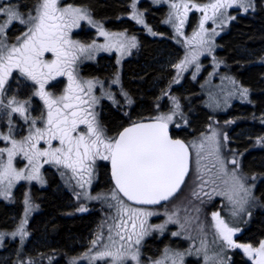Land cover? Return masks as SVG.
Returning a JSON list of instances; mask_svg holds the SVG:
<instances>
[{
  "label": "rangeland",
  "instance_id": "obj_1",
  "mask_svg": "<svg viewBox=\"0 0 264 264\" xmlns=\"http://www.w3.org/2000/svg\"><path fill=\"white\" fill-rule=\"evenodd\" d=\"M144 1L150 2L154 7H165L161 24L168 28L170 38L177 47V53L167 56L165 67L170 69L171 73L162 88H159L151 118L170 116L171 120L165 122L173 127L181 128L187 125L188 119L183 105L173 92V88L183 85L187 78L192 83H199L205 104L213 115L201 132L190 139L193 163L189 180H186L181 192L169 202L156 207H138L129 204L117 192H111L109 196H97L93 200L97 205H93L89 203V197L76 194V209L87 211L91 208L97 213V220L85 241L78 243L77 248L73 250L74 255H62L65 259L62 264H112V257H93L105 251V246L115 252L121 245L124 258L117 264H195L194 261H198L197 264H231L232 253L238 249L223 239L213 214L218 213L219 220L234 230L232 239L237 240L242 231L250 225L255 213L263 209L255 193L258 181L263 175L246 173L242 168L244 153L233 149L230 142L234 137L250 138L253 149H264V109L251 116H245L244 113L236 117L229 115V110L235 103L251 102V92L227 71V64L219 58L217 50L220 47L219 38L229 31L238 15L264 9V0H232L231 7L221 9L208 20H204V16H212L211 8L207 13L202 9L216 0H130V12L125 17L142 27L146 34L162 36V33L159 34L158 30L148 23L147 10L141 6ZM41 2L42 0H32L25 5L21 0H0V7L12 8L20 15V20L6 23L7 15L0 13V25L4 26V31L0 32V56H7L11 48L22 45L25 34L33 24L29 17L36 16V9ZM177 4L189 5L186 15L183 8L173 7ZM58 7L81 9L88 16V19L79 20L78 26L68 30V39L85 48L83 52L76 51L71 71L76 82L84 89L80 95L88 102L82 107L92 114L89 119L94 116L95 125L102 129L103 123L99 118L102 117L100 113L103 112L104 102L113 103L112 106L125 115L133 105L130 94L123 87L122 73L124 61L137 51L141 43L140 38L126 30H107L87 7L68 4L66 0H58ZM181 18L183 25L180 23ZM140 20H143V23H140ZM82 26L95 30L96 36L93 40L87 41L86 34L77 35ZM101 30L109 35H101ZM197 33H200V36H197ZM201 38L203 43L200 42ZM133 40L135 46H130ZM121 44L124 45L123 50L120 48ZM103 55L114 57L115 71L110 77L100 79L86 75L84 65L97 64L99 57ZM261 55L259 62L264 63V52ZM40 59L51 62L55 59V54L45 52ZM55 77L48 79L44 85V91L52 99L64 96L69 84L68 76L61 75L62 79L51 85L52 81L58 79ZM88 82L92 85L90 92ZM39 91L38 81L32 80L18 68L11 70L6 84L0 89V149L11 148V141L15 140L27 150V138L34 135L36 129L43 130L47 126L48 108L44 110L43 107L48 105L38 94ZM21 105L25 109L23 113L14 111ZM239 124H242V127L234 131ZM79 127L88 129L85 124H80ZM60 146L59 140L51 142L52 148ZM251 147L246 151L252 149ZM37 148L48 149L47 138L40 140ZM6 164L7 152L4 151L0 153V169ZM54 165L58 166L47 157H40L37 173L39 179H26L24 177L32 174V166L27 157L20 151L13 156L12 166L16 171L22 172L23 176L19 179L12 177L11 185L7 180L0 182V200L9 204L16 202L20 188L22 210L18 217L12 219L10 227L0 225V264H52L56 257H61L56 256L59 253L55 250H41L37 244L38 238L30 243V222L40 211V204L34 196L35 185L40 188L43 180L56 177L58 169ZM125 208L139 209L152 215L140 217L136 229L133 230ZM140 220L144 221L143 235L138 236L142 231ZM123 223L127 224L126 229L119 227ZM21 226L23 234L19 231ZM129 235L131 240L128 239ZM121 236L124 239H121ZM153 237L157 242L165 241L158 251L149 252L148 241ZM137 239L139 243H136ZM93 241L97 243L94 245ZM262 242L264 238L257 248ZM10 245L13 246L9 247ZM133 255L137 258L133 259ZM257 258L255 256L251 264H256ZM189 259L193 262L187 261Z\"/></svg>",
  "mask_w": 264,
  "mask_h": 264
},
{
  "label": "snow or ice",
  "instance_id": "obj_2",
  "mask_svg": "<svg viewBox=\"0 0 264 264\" xmlns=\"http://www.w3.org/2000/svg\"><path fill=\"white\" fill-rule=\"evenodd\" d=\"M231 2L232 0H216L215 3L206 5L202 10L207 13V10L211 8L212 16L205 14L204 20L211 19L221 9L231 7ZM173 7L183 8L184 15L189 9L188 4H177ZM193 7L196 6L193 5ZM36 12V16L29 17L33 24L25 34L22 45L11 48L7 56H0V89L3 88L13 68L20 69L32 80L38 81L40 86L38 94L48 105L47 126L43 130L36 129L35 134L27 138V150L18 145L15 140L11 141V148L0 149V153L7 152V164L0 169V182L7 180L11 185L12 177L19 179L23 176L22 172L16 171L12 166L13 156L17 151L22 152L32 166V174L24 177L26 179H39L37 174L39 158L47 157L57 164H64L71 168L73 172L80 174L83 180L84 174L90 176L91 164L95 158L99 157L111 162L116 188L129 201L138 204H157L169 199L183 183L189 167L188 146L180 140L171 139L168 135V125L165 121L171 120V117H158L154 123L134 124L124 129L115 138H105L95 125V117L89 119L92 114L82 107L88 102L80 95L84 89L76 82L71 71V64L76 59V51L83 52L85 48L68 39V30L78 26V21L88 19V16L81 9L58 7V0H42ZM0 13L7 15L6 23L20 20L19 13L12 8L0 7ZM21 22L26 23L23 20ZM89 23H91L90 20ZM140 23H143V20H140ZM180 23L183 25V18ZM201 30L203 31V22ZM3 31L4 26L0 25V32ZM101 35L109 34L101 30ZM196 35L200 36V33ZM200 42L203 43L202 38ZM130 46H135L134 40L130 42ZM120 48L123 50L124 45L121 44ZM45 52L54 53L55 59L51 62L40 59ZM61 75L68 76L67 92L58 99H52L44 91L45 82ZM91 86V82H88L89 92ZM14 111L23 113L25 109L21 105ZM80 124L88 126L87 134L77 133ZM74 133L77 134L73 135ZM45 138L49 148L38 149L37 144ZM3 139H9V137H3ZM53 140H59L61 146L52 148ZM124 211L129 213L128 219L131 221L133 230L136 229L137 220L140 217L152 215L150 212L139 209L125 208ZM213 215L217 219V227L223 239L229 245L243 247L250 256L255 253L258 257L256 264H264V242L255 249L250 245H234L232 241L234 230L219 220L218 213ZM143 224L144 221L140 220L142 231L138 236L143 235ZM119 227L126 229L127 224L123 223ZM19 231L23 234L22 226ZM131 238L129 235L128 239L131 240ZM121 239L124 237L121 236ZM96 243L97 241H93L94 245ZM136 243H139V239ZM122 248L123 245L113 252L105 246V251L98 253L93 259L112 257V264H117L124 258ZM132 258L137 257L133 255Z\"/></svg>",
  "mask_w": 264,
  "mask_h": 264
},
{
  "label": "trees",
  "instance_id": "obj_3",
  "mask_svg": "<svg viewBox=\"0 0 264 264\" xmlns=\"http://www.w3.org/2000/svg\"><path fill=\"white\" fill-rule=\"evenodd\" d=\"M27 5L32 0H21ZM130 0H66V3L87 7L93 17L102 22L107 30H126L140 38V46L135 53L124 61L122 83L130 94L133 105L125 115L112 104L104 102L102 122L109 131H117L128 123L129 119L150 118L156 106L159 88L171 70L167 69V56L177 53V47L170 38L167 27L161 24L165 7H154L150 2H142L141 6L147 10V21L162 36L146 34L144 29L134 21L125 17L130 12ZM85 35L87 41L95 38V30L82 26L77 35ZM220 47L217 55L227 64V71L239 79L252 92L254 106L235 103L229 115L237 116L242 113L251 116L264 109V63L259 62L264 52V9L255 13L240 14L232 22L230 29L219 38ZM113 56H100L97 64L84 65V73L100 79H107L115 71ZM59 89V84L57 86ZM177 94L183 110L187 116L186 127L175 130L176 136L197 134L211 119L212 113L205 104L199 83H192L188 78L183 85L173 88ZM242 124L236 126L238 131ZM257 127V124L256 126ZM191 130V131H190ZM233 146L245 152L251 147L250 138L234 137ZM242 168L246 173L263 175L255 189L262 208L257 211L244 229L239 239L258 245L264 238V149H250L242 159ZM102 171V176H104ZM56 179L50 180V187L40 189L35 187V199L42 210L35 214L30 222L32 238L30 243L38 238V245L44 252L55 250L59 257L54 264H62L65 254L73 253L77 244L84 242L93 228L97 213L91 212L80 216H67L69 211V197L56 186ZM16 202L9 204L0 200V225L10 227L12 219L18 217L22 210L21 189ZM165 240L157 242L156 238L148 241L149 252L158 251ZM10 245L9 247H12ZM6 251V250H5ZM193 262V261H191ZM190 262V263H191ZM195 263V262H193ZM231 264H250L239 251H233Z\"/></svg>",
  "mask_w": 264,
  "mask_h": 264
},
{
  "label": "flooded vegetation",
  "instance_id": "obj_4",
  "mask_svg": "<svg viewBox=\"0 0 264 264\" xmlns=\"http://www.w3.org/2000/svg\"><path fill=\"white\" fill-rule=\"evenodd\" d=\"M45 61V60H44ZM46 62V61H45ZM18 73V72H17ZM20 74V73H19ZM123 74V73H122ZM20 77V76H19ZM57 80H54L52 81L51 85L54 84V82H58L59 80H61L62 78L60 76H56L55 78H57ZM22 78V77H20ZM61 78V79H60ZM239 80V79H237ZM240 81V80H239ZM241 82V81H240ZM28 83H35V82H29ZM242 83V82H241ZM6 84V82L4 83ZM243 84V83H242ZM36 85H38L36 83ZM247 87V86H246ZM249 88V87H247ZM250 89V88H249ZM58 92V91H57ZM250 92H251V89H250ZM55 94V93H53ZM4 95V94H2ZM57 95H60V93H57ZM55 99V98H54ZM250 100L251 102H249L248 104H245V103H240L241 105H248V106H254V103H253V100H252V92H251V96H250ZM41 104V102H40ZM113 104V103H112ZM239 104V103H238ZM41 108V107H40ZM44 110H46L48 107L45 105L44 107ZM115 108V106H114ZM231 110V109H230ZM229 110V111H230ZM129 110H127L128 112ZM126 112V114H127ZM102 115V113H100V116ZM99 116V117H100ZM238 116V115H237ZM233 117H236V116H233ZM101 121H102V117L99 118ZM150 119H157V118H143V119H129L128 120V123L125 124L121 129L115 131V132H110L108 128H105L107 127L103 122L102 124V129H99L101 131V133L103 134V136L105 138H115L118 136L119 132L124 128L126 127L127 125H130L132 123H135V122H138V121H143V120H150ZM169 124V123H168ZM171 126V134H172V137L174 138H182L189 146L190 148V151H191V169H192V147L190 146L189 142H190V139L196 137L201 131H199L197 134H194V135H191V134H188L184 137L182 136H176L175 134V130L176 131H179L181 128H175L173 127L171 124H169ZM186 127V126H185ZM188 129V127H186ZM87 131L88 129L86 128H83V127H79L78 130H77V133H84V134H87ZM191 131V130H190ZM77 133H74L73 135H76ZM113 133V134H111ZM252 142V140H251ZM233 142L231 140L230 142V146L233 148V149H236L238 150L240 153L243 152L242 150L238 149L236 146H233L232 145ZM252 145V144H251ZM252 148V147H251ZM253 149V148H252ZM244 155L246 152H243ZM243 155V157H244ZM242 157V159H243ZM53 166V165H52ZM57 169H58V172L56 173V183H55V186L63 193H66L69 197V211L67 212V216H80V215H86V214H89L91 212H95L94 210H92L91 208L88 209L87 211H83L81 212L80 210H77L76 207H77V204L75 202V195L78 194V195H85L87 197H89V203L93 205H97L96 204V201H93L97 196H109L111 192L113 193H118V190L117 188L115 187L114 183H113V179L111 177V174H110V161L109 160H103L99 157L95 158L94 162L91 164V174L89 176V174H84V179L82 180L81 179V176L80 174L76 173V172H73V170L71 168H68L66 167L64 164H58V166L54 165ZM191 169H190V172H191ZM104 171V176H102V171ZM189 172V174H190ZM189 176V175H188ZM187 176V178L185 180H189V177ZM186 182V181H185ZM185 184V183H184ZM184 184L182 186V188L184 187ZM50 180H43V185L42 187H40V189H47L48 187H50ZM35 187L39 188L38 186L35 185ZM181 188V190H182ZM181 190L179 191V193L181 192ZM178 193V194H179ZM177 194V195H178ZM176 195V196H177ZM175 196V197H176ZM173 197V198H175ZM123 198V197H122ZM172 198V199H173ZM99 199H102V198H99ZM124 199V198H123ZM125 200V199H124ZM126 201V200H125ZM170 201V200H169ZM168 201V202H169ZM167 203V202H166ZM130 204V203H129ZM165 204V203H164ZM132 205V204H131ZM163 205V204H161ZM160 206V205H158ZM89 207V206H88ZM156 207V206H155ZM42 210L41 208V205H40V211ZM39 211V212H40ZM37 212V213H39ZM36 213V214H37ZM243 233V231H242ZM241 233V234H242ZM240 234V235H241ZM240 235L237 237V240H233V244L234 245H245V246H248L250 245L253 249L257 248V245H253V244H250V243H247V242H244L242 240L239 239ZM235 247V246H234ZM237 248L238 250L236 251H239L241 252L245 259L251 264V259L249 257V254L247 251H245V249L243 247H235ZM75 252L71 253L72 255H74ZM66 255H69V254H66ZM56 256H59V254H56ZM58 258L56 257V260ZM55 260V261H56ZM55 261L52 262V264L55 263ZM187 261H192V259H189ZM43 262V260H42ZM195 262V261H194ZM198 262V261H197ZM197 262H195V264H197ZM47 264V263H46ZM187 264V263H186Z\"/></svg>",
  "mask_w": 264,
  "mask_h": 264
},
{
  "label": "water",
  "instance_id": "obj_5",
  "mask_svg": "<svg viewBox=\"0 0 264 264\" xmlns=\"http://www.w3.org/2000/svg\"><path fill=\"white\" fill-rule=\"evenodd\" d=\"M156 120L157 119H150V120H143V121H138V122H135V123H132V124H130V125H127L126 127H124L120 132H119V134L121 133V132H123V130L124 129H126V128H129V127H132L134 124H138V123H154V122H156ZM167 123V122H166ZM167 125H168V135H169V137L171 138V139H173V140H180V141H182L185 145H187L188 146V144L182 139V138H174V137H172V134H171V126L167 123ZM118 134V135H119ZM188 152H189V167H188V172H187V175L184 177V181H183V183L180 185V187H179V189L171 196V197H169V199H167V200H162V201H160L159 203H157V204H138V203H136V202H134V201H129L128 199H127V197H125L124 195H123V193H120L119 191V193L121 194V196L127 201V202H129L130 204H133V205H136V206H140V207H154V206H158V205H161V204H164V203H166V202H168L169 200H171L173 197H175L178 193H179V191L181 190V188H182V186H183V184L185 183V179L187 178V176L189 175V172H190V169H191V151H190V148H189V146H188ZM110 174H111V177H112V181H113V183H114V185H115V180H114V178H113V176H112V168H111V162H110ZM115 187H116V185H115ZM256 256V254L254 253L253 255H249V257H250V259L251 260H253V258Z\"/></svg>",
  "mask_w": 264,
  "mask_h": 264
}]
</instances>
